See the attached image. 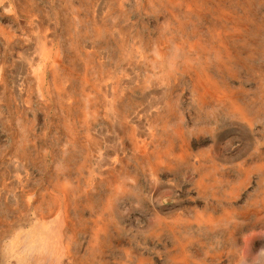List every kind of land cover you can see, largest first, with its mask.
<instances>
[{
    "label": "rangeland",
    "instance_id": "rangeland-1",
    "mask_svg": "<svg viewBox=\"0 0 264 264\" xmlns=\"http://www.w3.org/2000/svg\"><path fill=\"white\" fill-rule=\"evenodd\" d=\"M16 1L0 264H264V0Z\"/></svg>",
    "mask_w": 264,
    "mask_h": 264
},
{
    "label": "bare ground",
    "instance_id": "bare-ground-1",
    "mask_svg": "<svg viewBox=\"0 0 264 264\" xmlns=\"http://www.w3.org/2000/svg\"><path fill=\"white\" fill-rule=\"evenodd\" d=\"M6 3H8L7 4V6H6ZM15 4H17V1L16 0H0V6H2V7H6V8H8V11H10V12H12L14 9H15ZM190 5H191V8L193 7V6H195V10H197V11H204V8H203V4H201L200 2H199V0H192V2L190 3ZM222 28V27H221ZM223 29V28H222ZM46 55H48V56H50V53L48 52ZM136 57H137V55H136ZM85 80H87V79H85ZM89 82V81H88ZM90 84H93L94 82H89ZM107 88H109L108 87V85H105V87H104V89H103V91L101 92L102 93V95L104 96V100H105V102H106V105H110V104H112L113 105V100L111 99L110 100V97L112 98V95L109 97V95H108V93H107V91H106V89ZM216 88V90H217V93H218V95H220V94H224V92L223 91H221L220 89H218L217 87H215ZM46 94V93H45ZM120 106V105H119ZM145 109H146V107H145ZM108 110V113H109V115L108 116H110V115H112V113H113V108H108L107 109ZM153 114V113H152ZM84 120H87L86 118H83V121ZM143 129V128H142ZM138 134V133H137ZM148 135V134H147ZM113 145V144H112ZM106 156H108V155H106ZM109 170V169H108Z\"/></svg>",
    "mask_w": 264,
    "mask_h": 264
}]
</instances>
